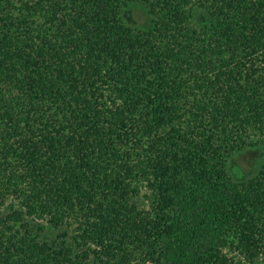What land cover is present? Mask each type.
Listing matches in <instances>:
<instances>
[{
    "label": "trees",
    "instance_id": "obj_1",
    "mask_svg": "<svg viewBox=\"0 0 264 264\" xmlns=\"http://www.w3.org/2000/svg\"><path fill=\"white\" fill-rule=\"evenodd\" d=\"M260 146L264 0H0V264H264Z\"/></svg>",
    "mask_w": 264,
    "mask_h": 264
},
{
    "label": "rangeland",
    "instance_id": "obj_2",
    "mask_svg": "<svg viewBox=\"0 0 264 264\" xmlns=\"http://www.w3.org/2000/svg\"><path fill=\"white\" fill-rule=\"evenodd\" d=\"M126 20L139 26H148L150 17L145 8L131 5L126 10ZM264 162V146L251 147L234 153L229 160L230 173L237 179H245L255 174Z\"/></svg>",
    "mask_w": 264,
    "mask_h": 264
}]
</instances>
